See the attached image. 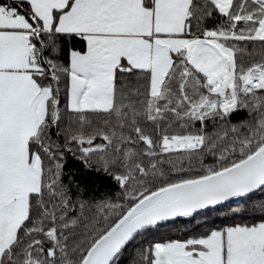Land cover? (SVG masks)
Wrapping results in <instances>:
<instances>
[{
	"label": "snow or ice",
	"instance_id": "1",
	"mask_svg": "<svg viewBox=\"0 0 264 264\" xmlns=\"http://www.w3.org/2000/svg\"><path fill=\"white\" fill-rule=\"evenodd\" d=\"M0 264H264V0H0Z\"/></svg>",
	"mask_w": 264,
	"mask_h": 264
},
{
	"label": "trees",
	"instance_id": "2",
	"mask_svg": "<svg viewBox=\"0 0 264 264\" xmlns=\"http://www.w3.org/2000/svg\"><path fill=\"white\" fill-rule=\"evenodd\" d=\"M69 167L72 169V171L77 173V179H79L83 184L87 185L89 188L100 187L102 189H108L110 186V182L106 177H100L94 174H89L87 172H84L81 165L78 162L70 161ZM225 215H230V213L227 211L220 214L212 213L209 219L215 220L217 223H222V222L226 223L228 221H225ZM177 234H178V228L173 226L161 229L160 231V236H164V235L175 236Z\"/></svg>",
	"mask_w": 264,
	"mask_h": 264
}]
</instances>
